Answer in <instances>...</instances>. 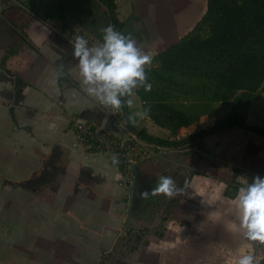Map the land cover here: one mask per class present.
<instances>
[{
	"label": "crops",
	"instance_id": "crops-1",
	"mask_svg": "<svg viewBox=\"0 0 264 264\" xmlns=\"http://www.w3.org/2000/svg\"><path fill=\"white\" fill-rule=\"evenodd\" d=\"M116 2L120 30L131 33L138 47L154 53V58L194 29L178 39L175 34L168 38L156 26L158 15L165 13L161 6L154 11L150 0ZM106 15L108 8L99 0H0V195L3 193L4 197L0 214L17 223L14 231L23 237L84 233V223L73 216L75 206H89L90 212L95 210L97 216L102 215L99 223L114 224L122 216L112 208L122 207L126 195L133 206L137 188L132 183L131 188L122 184V170L112 165L111 153L92 150L80 140L83 131L79 123L92 131L98 129L110 139H128L131 133L136 134L134 129L176 141L213 125L208 123L212 115L205 116L173 135L148 116L129 119L130 115L143 112L137 89L129 98L132 106L128 107V114L124 108L116 111L88 96L72 45L77 36L85 37L90 46L98 45L102 41L101 30L108 26ZM263 98L264 93L250 108L253 122L264 121ZM214 138L217 140L219 135ZM260 142L264 145V140ZM188 147H184L185 153L202 155L201 148ZM196 162L197 157L195 168ZM138 168L133 169L132 182L140 174ZM87 189L88 198L83 196ZM75 223L79 225L77 231ZM104 226L102 233H110ZM25 262L23 259L21 264Z\"/></svg>",
	"mask_w": 264,
	"mask_h": 264
},
{
	"label": "rangeland",
	"instance_id": "rangeland-1",
	"mask_svg": "<svg viewBox=\"0 0 264 264\" xmlns=\"http://www.w3.org/2000/svg\"><path fill=\"white\" fill-rule=\"evenodd\" d=\"M207 2L150 0V7L154 11L160 6L164 9L156 26L168 38L175 34L178 39L199 22ZM231 111L230 106L216 105L209 125L226 118ZM247 123L264 127V121L253 122L251 117ZM218 135L217 140L209 137L198 146L200 157L193 151L185 153L182 147L159 151L140 161L136 165L140 174L132 182L138 195L132 207L126 195L122 207L112 208L122 216L116 224L99 223L102 215L97 216L95 210L91 213L89 206H81V210L75 206L73 216L84 223V233H30L34 237L26 238L14 231L17 223L4 219L1 212L0 264H21L23 259L25 264H232L241 247L231 226L237 221L232 199L241 186L240 178L251 183L256 175L264 177V145L252 140L253 134L242 131ZM161 176L173 178L183 191L172 199L162 195L142 198L140 193L155 187ZM85 191L83 196L90 194L89 189ZM2 198L3 193L0 202ZM14 212L12 209L11 214ZM104 225L110 233H102ZM78 226L75 223L76 231Z\"/></svg>",
	"mask_w": 264,
	"mask_h": 264
},
{
	"label": "trees",
	"instance_id": "trees-1",
	"mask_svg": "<svg viewBox=\"0 0 264 264\" xmlns=\"http://www.w3.org/2000/svg\"><path fill=\"white\" fill-rule=\"evenodd\" d=\"M99 1L108 8L106 23L121 31L116 0ZM147 74L151 92L137 88L143 111L173 135L214 114L216 105L232 111L182 141L132 129L140 139L169 149H195L209 137L234 131L264 140V127L247 123L264 93V0H208L194 29L156 55Z\"/></svg>",
	"mask_w": 264,
	"mask_h": 264
},
{
	"label": "clouds",
	"instance_id": "clouds-1",
	"mask_svg": "<svg viewBox=\"0 0 264 264\" xmlns=\"http://www.w3.org/2000/svg\"><path fill=\"white\" fill-rule=\"evenodd\" d=\"M102 41L90 46L83 36H77L72 45V55L78 61L79 76L88 96L100 104L119 111L131 107L134 89L142 87L151 92L152 83L148 80L147 68L152 64L154 53L138 47L136 38L124 34L109 24L102 30ZM63 66H61L62 69ZM147 111L129 116L146 117ZM112 165L120 163L112 158ZM241 186L232 199L237 221L231 222L234 233L241 241L232 264H264V177L256 175L251 183L240 178ZM183 189L169 176H161L155 187L140 193L142 198L164 196L172 199Z\"/></svg>",
	"mask_w": 264,
	"mask_h": 264
},
{
	"label": "built area",
	"instance_id": "built-area-1",
	"mask_svg": "<svg viewBox=\"0 0 264 264\" xmlns=\"http://www.w3.org/2000/svg\"><path fill=\"white\" fill-rule=\"evenodd\" d=\"M112 116H114L113 113ZM78 127L83 131L81 132L80 140L89 146L90 149L96 150L97 148L102 152L111 153L113 157L119 159L120 163L118 166L122 170L124 179L122 184L129 187L132 183L133 169L140 161L154 156L156 152L169 149L150 144L133 133L125 140L119 138L110 139L107 134H101L98 129L92 131L82 123H79Z\"/></svg>",
	"mask_w": 264,
	"mask_h": 264
}]
</instances>
